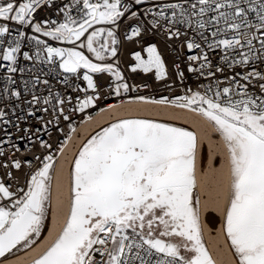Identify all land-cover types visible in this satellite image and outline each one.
I'll use <instances>...</instances> for the list:
<instances>
[{
    "label": "snow or ice",
    "instance_id": "snow-or-ice-1",
    "mask_svg": "<svg viewBox=\"0 0 264 264\" xmlns=\"http://www.w3.org/2000/svg\"><path fill=\"white\" fill-rule=\"evenodd\" d=\"M0 264H264V0H0Z\"/></svg>",
    "mask_w": 264,
    "mask_h": 264
}]
</instances>
